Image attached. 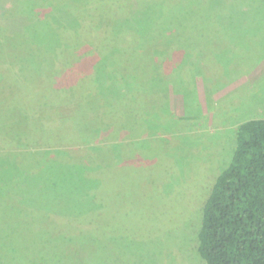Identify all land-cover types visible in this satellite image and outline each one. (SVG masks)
Segmentation results:
<instances>
[{
  "label": "rangeland",
  "instance_id": "obj_1",
  "mask_svg": "<svg viewBox=\"0 0 264 264\" xmlns=\"http://www.w3.org/2000/svg\"><path fill=\"white\" fill-rule=\"evenodd\" d=\"M68 1L50 5L70 6ZM27 4L25 20L36 28L32 49L39 61L43 38L55 34L47 27L51 22L43 1ZM1 9H6L5 0H0ZM77 11L90 22L98 13L114 14L108 23L118 24L115 37L110 35L117 41L102 49L97 44L92 55L87 51L102 41L91 38L94 43L73 52L80 59L78 72L68 71L65 78L70 104H56L60 111L55 113L43 107L27 113L28 125L32 117L38 127L54 126L58 115L67 113L77 127L64 115L67 133L70 127L84 129L78 145L65 153L52 150L46 161L25 141L15 150L0 148L22 172L19 180L0 181V217L5 218H0V264H206L197 250L204 202L232 158L237 125L264 118V0H88ZM105 27L100 26L101 32ZM0 28L3 42L9 33ZM150 50L157 51L156 58L164 56L159 62L167 77L161 78L164 100L147 101V95L132 92L130 84L114 77L133 62V55L140 58L145 52L149 58ZM100 54L113 67L116 63L114 73L105 62L97 67ZM6 55L18 56L1 51V58ZM104 67L112 71L105 81L118 94L115 105L107 93L113 91L103 86ZM92 69L93 81L82 73ZM143 71L135 69L124 78L135 80L133 75ZM38 73L25 75L39 79ZM29 81L13 82L24 94L36 89ZM100 94L107 105L103 111L101 101L96 112ZM11 100L6 96L1 103ZM142 101L146 105L140 107ZM0 112L18 117L9 107ZM103 119L115 124L112 131L103 129ZM93 128L98 135H90ZM30 171L34 174L27 176ZM91 212L96 215L87 217ZM45 221L54 224L48 233L38 228ZM41 234H47L46 243H37ZM9 248L16 251L15 260Z\"/></svg>",
  "mask_w": 264,
  "mask_h": 264
},
{
  "label": "trees",
  "instance_id": "obj_2",
  "mask_svg": "<svg viewBox=\"0 0 264 264\" xmlns=\"http://www.w3.org/2000/svg\"><path fill=\"white\" fill-rule=\"evenodd\" d=\"M28 1L5 0L6 9H1L0 13V25L5 26L9 33H6L4 37L6 39L3 42L0 40V53L6 51L7 53L14 52V55L18 54V56L6 55V59L0 57V111L4 109L6 111L9 107L18 115L16 120L20 119L16 121L7 113L1 114L0 112V148L15 150L25 141L26 147L36 148V152L41 153L42 159L46 161L52 157V150L60 151V153L70 152L71 150L68 147L73 148V146L78 145L77 142L82 140L84 129L78 130L70 127L67 133L64 121L68 120L71 123L72 119L70 115L62 112L58 115L57 123L54 126L42 125L38 127L32 117L28 125L27 113H29V109L43 107V112L55 113L56 108L59 110L56 104H70L71 99H66L68 89L64 85L67 82L65 78L68 76V71H72L73 74L78 72L76 68L80 59V57L77 59L73 52L79 53V49L83 46L85 48L86 43H94L91 42V38L102 42L95 43L91 50L87 51L88 53L92 54V52L99 49L112 47L111 44L117 40L111 39L110 35L112 34L115 37L118 24H115V22L113 24L108 23V19L114 16L109 12L98 13L97 17L91 16L94 18L92 22L85 21L88 15L77 10L86 7L88 0L80 3H78L80 0H69L70 6L64 5L56 8L55 4H53L55 6L50 5L52 0H35V2L39 1L40 4L43 1L44 8L47 10L46 16L51 22V24L48 23L47 27L55 34L49 36V38L45 35L46 37L43 40L46 47L41 49V58L37 61L34 58V48L32 49L36 28L34 25L30 27L31 24L28 25L27 20H25L27 18L25 10L30 9V4H27ZM47 1L48 3L45 5ZM9 2L12 3L10 7H8ZM17 4L22 7L20 12L17 11ZM39 7L42 8L41 5ZM106 14L109 15L105 16ZM96 19H99L98 22L95 21ZM42 22L46 23L45 21ZM101 25H109V27H105L104 31L101 32ZM30 30H32L33 35ZM2 34H4V31L0 28V36ZM97 44L100 47L99 49ZM155 44H153L154 47H157ZM153 45L151 48H153ZM94 46H96V50ZM154 52L157 53L156 50ZM154 52L151 51L152 54L149 58H147L145 52L142 53L140 58L133 55V62L123 69L120 76L114 75V77H119L126 85L130 84L129 89L132 92L137 91V94L147 95L145 99L147 101L156 96L164 100L166 94V91L163 90L164 85L161 83V78L167 77L160 71L163 62L159 63L162 60L164 61V56L156 58ZM104 56L98 55L96 60L98 68L104 62H108V59L103 61ZM5 60L10 64L5 66ZM145 60H147L146 65L143 62ZM112 64L113 62L107 63L105 67H111L114 73L117 70L116 63L114 67ZM15 67L18 69L17 71ZM105 67L101 69L103 81L112 78V74H110L112 71L104 72ZM141 67L144 68V71L139 72L136 76L133 75L135 80L124 78L128 72L130 73ZM27 71L34 74L38 73L39 79L34 76L28 78V75H25ZM82 73L84 78L86 77L92 81L96 78V76L89 75L94 73V70L90 73L83 71ZM17 79L27 82L30 80L29 83L36 87L35 91L29 93L25 91L26 93L23 94L13 82ZM104 83L106 84L103 85L106 91H108V88L113 91V87L110 86V88L106 81ZM87 89L88 87L84 89L85 92H87ZM152 90H155V95L150 93ZM107 93H110V105H115L118 102L116 101L117 92L113 91L111 93L108 91ZM6 96H10L12 100L8 105L3 106L1 101ZM54 97H59V99L55 100ZM20 99H22V102ZM27 99L33 101V103H26ZM105 99L106 97L103 94L98 95V100L94 105V108L97 109L96 112H99L98 103L101 101L103 102L102 110L105 111L107 105ZM132 100L133 98L130 99L131 105L133 104ZM143 105H146L145 101L140 102V107ZM61 109L63 110V108ZM64 115H66V120H64ZM103 121L105 124L103 129L112 131L111 128H114L115 124L107 125L104 119ZM71 124L75 126L73 122ZM10 125H13L14 128L10 129ZM93 129L95 130L90 135H98L96 134L98 130ZM18 134L20 137H17ZM107 135L103 138L108 139ZM126 138L132 139L131 137H122L121 140ZM62 142L65 143L62 144ZM40 165L42 167L44 163ZM21 174V169L15 161L9 160L8 154L0 153V181L2 180V184L10 183V180H19ZM33 174L30 171L27 176ZM91 215H96V213L91 212L87 217ZM6 216L8 220L11 219L9 214H6ZM0 218L5 219L4 214ZM90 219L93 220L94 218H88V220ZM91 220L90 222H92ZM53 225L45 221L41 227L38 224V228L45 229V232L48 233L47 230L53 228ZM55 227L57 228L56 225ZM45 235L47 234H41L37 243L42 242L46 237ZM197 238V250L206 264H264V118H252L237 125L236 145L232 158L229 164L216 176L204 202ZM43 242L46 243V241ZM12 248L14 249V247ZM8 251H10V248L6 250V252ZM12 253L14 254L13 260H15L17 258L16 251ZM33 258L35 257L33 256Z\"/></svg>",
  "mask_w": 264,
  "mask_h": 264
}]
</instances>
